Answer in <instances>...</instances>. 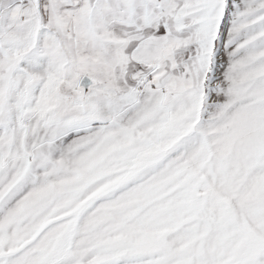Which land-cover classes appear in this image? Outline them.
I'll list each match as a JSON object with an SVG mask.
<instances>
[{"label": "snow or ice", "instance_id": "6c2138e0", "mask_svg": "<svg viewBox=\"0 0 264 264\" xmlns=\"http://www.w3.org/2000/svg\"><path fill=\"white\" fill-rule=\"evenodd\" d=\"M0 264H264V0H0Z\"/></svg>", "mask_w": 264, "mask_h": 264}]
</instances>
